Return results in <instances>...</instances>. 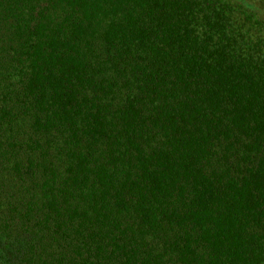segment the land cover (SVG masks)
Listing matches in <instances>:
<instances>
[{
    "label": "trees",
    "instance_id": "obj_1",
    "mask_svg": "<svg viewBox=\"0 0 264 264\" xmlns=\"http://www.w3.org/2000/svg\"><path fill=\"white\" fill-rule=\"evenodd\" d=\"M0 264H264V0H0Z\"/></svg>",
    "mask_w": 264,
    "mask_h": 264
}]
</instances>
